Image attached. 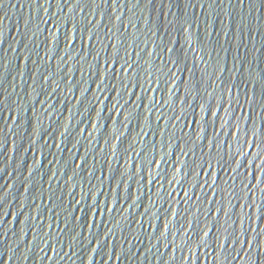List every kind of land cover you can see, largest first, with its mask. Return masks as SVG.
I'll return each instance as SVG.
<instances>
[{
    "label": "water",
    "instance_id": "obj_1",
    "mask_svg": "<svg viewBox=\"0 0 264 264\" xmlns=\"http://www.w3.org/2000/svg\"><path fill=\"white\" fill-rule=\"evenodd\" d=\"M39 4L0 0V264L264 261V0Z\"/></svg>",
    "mask_w": 264,
    "mask_h": 264
},
{
    "label": "snow or ice",
    "instance_id": "obj_2",
    "mask_svg": "<svg viewBox=\"0 0 264 264\" xmlns=\"http://www.w3.org/2000/svg\"><path fill=\"white\" fill-rule=\"evenodd\" d=\"M36 4H37V7L40 8L41 10L43 11H47V9H44L40 4H39V0H35ZM151 2V0H150ZM137 3H139V0H137ZM66 6V4H65ZM85 31H87V29H85ZM259 103V106L264 109V79H262L260 81V84H259V92L258 93H254L253 95V98L252 100L250 101V103ZM238 103V102H237ZM249 119L251 120L252 117L250 116ZM247 143V141H246ZM253 145L255 146V142L253 141ZM237 154H240V153H237ZM259 154L254 158L255 159H259ZM254 160L251 161L250 163H253L254 164ZM257 171H260L262 173H264V164H261L259 166H255L254 165V170L251 172V177H252V180L255 181L257 184L261 183L262 180L261 179H258L257 178V175H256V172ZM246 188H248L249 190H251V185H246L245 186ZM207 235V233H205ZM250 243V242H249ZM256 264H264V261H262L259 257V255L257 256V262Z\"/></svg>",
    "mask_w": 264,
    "mask_h": 264
}]
</instances>
